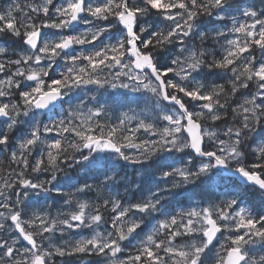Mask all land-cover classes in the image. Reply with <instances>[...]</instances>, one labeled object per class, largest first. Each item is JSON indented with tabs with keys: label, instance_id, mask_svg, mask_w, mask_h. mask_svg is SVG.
Returning a JSON list of instances; mask_svg holds the SVG:
<instances>
[{
	"label": "snow or ice",
	"instance_id": "snow-or-ice-1",
	"mask_svg": "<svg viewBox=\"0 0 264 264\" xmlns=\"http://www.w3.org/2000/svg\"><path fill=\"white\" fill-rule=\"evenodd\" d=\"M0 264H264V0L0 5Z\"/></svg>",
	"mask_w": 264,
	"mask_h": 264
},
{
	"label": "trees",
	"instance_id": "trees-1",
	"mask_svg": "<svg viewBox=\"0 0 264 264\" xmlns=\"http://www.w3.org/2000/svg\"><path fill=\"white\" fill-rule=\"evenodd\" d=\"M7 2V0H0V5H2V4H4V3H6ZM76 173H73V175H75ZM81 175H82V173H81Z\"/></svg>",
	"mask_w": 264,
	"mask_h": 264
},
{
	"label": "rangeland",
	"instance_id": "rangeland-1",
	"mask_svg": "<svg viewBox=\"0 0 264 264\" xmlns=\"http://www.w3.org/2000/svg\"><path fill=\"white\" fill-rule=\"evenodd\" d=\"M65 107H67V105H65Z\"/></svg>",
	"mask_w": 264,
	"mask_h": 264
}]
</instances>
